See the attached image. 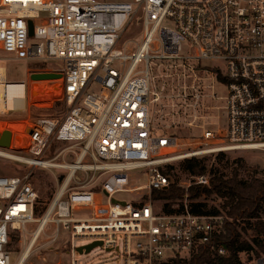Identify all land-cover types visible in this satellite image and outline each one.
Returning <instances> with one entry per match:
<instances>
[{"label":"built area","instance_id":"2783aa9c","mask_svg":"<svg viewBox=\"0 0 264 264\" xmlns=\"http://www.w3.org/2000/svg\"><path fill=\"white\" fill-rule=\"evenodd\" d=\"M132 20L142 27V41L135 49L122 40ZM0 52L7 55L0 61L58 64L51 71L61 77L58 92L48 90L45 82L39 84L44 86L42 94L61 98L65 113L59 120L19 122L8 120L12 112L29 114L31 107L41 106L31 95L38 82L29 80L27 101L25 83L8 82L0 66V124L22 122V129L9 130L15 144L12 147L10 140L8 148L0 147V159L18 162L12 158L15 154L6 151L11 150L30 155L26 158L32 163L23 165L66 172L41 218L53 204L44 229L54 226L50 243L58 240L60 230L67 232L69 264H78V238H91L106 251H118L117 236H122L125 264H156L189 255L221 233L222 216L192 214L184 205L182 212L158 211L151 193L168 187L163 170L179 160L213 152H264V0H0ZM153 59L180 63L168 71L164 85L171 94L164 97L150 90ZM205 61L217 63L211 66L209 79L226 89L227 144L211 148L220 133L203 131L200 150L181 154L178 138L166 130L157 134L153 123L163 120L167 123L163 128L180 125L172 120L176 116L191 118V127L204 118L196 113L199 107L206 109L200 101L218 99L213 85L198 84L197 72ZM179 71L191 78L189 83H177ZM208 87L209 95L203 93ZM12 89L21 90V98L10 95ZM165 100L171 104H164ZM42 102L52 107L59 101ZM168 108L171 112H166ZM60 142L72 144L46 156L52 144ZM73 148L78 152L66 162V152ZM41 160L58 165L47 167ZM78 161L81 165L73 169L67 165ZM135 169L145 171L147 183L129 188L128 172ZM30 177L31 172L0 173V264H10L16 233L36 219L39 191ZM193 178L196 185L208 184L206 176ZM125 193L137 195L130 202L116 198ZM133 239L145 241L136 243L135 252ZM210 249L219 256L229 254L227 246L211 244ZM255 258L253 264H264V254Z\"/></svg>","mask_w":264,"mask_h":264},{"label":"rangeland","instance_id":"374dc122","mask_svg":"<svg viewBox=\"0 0 264 264\" xmlns=\"http://www.w3.org/2000/svg\"><path fill=\"white\" fill-rule=\"evenodd\" d=\"M109 2H115L116 0H105ZM142 27L137 20H132L129 23L126 31L122 36V40L126 41L129 49H135L142 41ZM33 42V41H32ZM6 57V54H2L0 52V57ZM180 65L179 62H162L158 60H151L150 61V90L156 91L160 93L163 97L165 94H171L169 88L165 87V82L169 80L168 71H174L175 66ZM217 65L216 62H201L200 66L202 68L201 71L197 72V76L200 77L198 81L199 85H206L210 86L213 85V92L217 95L218 99H211L210 97H206L200 103L206 107L203 111L200 107L196 111L199 117L204 116L203 119L198 118L194 122V126L189 127L188 123L192 122L191 118L182 119L177 118L176 116L172 118L174 121H179L180 125L176 122L174 126H165L167 125L166 122L163 120L155 121L153 123L154 129L157 134L163 133V130L169 131L165 132L168 134L175 135L178 138V143L181 146L180 153L187 154L190 152H195L200 150L198 148V144L202 141L201 135L203 131H212L220 133L218 137L214 139L213 144L210 145L211 148L220 147L222 145L227 144L226 142V135L224 131V127L226 126V113L223 110L225 106V97H226V89L223 84L209 79L210 74L209 71L212 69L211 66ZM0 66L5 69V76L8 82H23L26 85V97L28 96V87H29V80H31V74H55L52 71V67L58 66L57 62L50 63L49 65L41 64L40 61L28 62V61H14L10 59H3L0 61ZM40 70H44L46 72H38ZM33 72V73H31ZM57 75V74H56ZM51 77V76H48ZM60 76L54 79H43V80H34L36 82H45L47 85V89L52 92H58L60 87ZM33 80V79H32ZM175 80L177 83H181L183 80L187 83L190 82L191 78H184L182 76V72L179 71L175 75ZM47 81V82H46ZM47 93V92H46ZM203 93L210 94L211 89L208 87L207 89L203 90ZM51 96V95H50ZM34 97V99H37ZM152 98V96H151ZM33 99V98H32ZM50 99L52 101H59L61 102V98L59 96H51ZM28 101V97H27ZM175 101H178L175 99ZM62 103V102H61ZM164 104H171L169 100H165ZM62 104H59V108H61ZM64 109L61 113L63 115L66 111V105L63 104ZM37 107V106H35ZM39 109L50 107L41 105ZM33 108L31 107V110ZM155 109H159V104L155 105ZM31 110L29 114H25V112H12L8 120L13 121H22V120H31L33 119ZM191 113V108L188 109ZM166 112H171V109H166ZM163 114V110L162 113ZM60 115V116H61ZM59 116V117H60ZM159 112L156 114L155 117H159ZM57 117V116H56ZM4 118V117H2ZM1 118V119H2ZM40 118V117H37ZM22 123V122H21ZM19 124V123H17ZM26 125V122L23 123ZM4 131L10 132L8 128H4ZM68 144L72 143H54L52 144L49 151L46 152V156L48 155H55L61 149L67 148ZM202 148V147H200ZM12 154L20 155L24 157H30V155H26L20 152L6 150ZM78 150L73 148L66 152L65 161L72 162L74 160V155L77 153ZM218 153H223L224 158L218 159ZM197 158L203 159L204 165L206 166L207 172H219L222 173L225 177H229L231 175V169L237 168L239 170V178L244 182H248L251 177H256L260 179H264V152L260 150L254 151H235V152H213V153H205L203 155L195 156ZM191 158V157H188ZM187 159V158H186ZM237 160H242L240 166L236 163ZM62 161L61 158L57 159V162ZM184 160H179L173 163L174 173L176 174V179L178 185L187 189L191 185H194V176L190 175L183 169ZM27 172H31V181L34 184L35 188L39 191V200L36 203L35 208V218L39 219L40 216L44 212L45 208L49 204L50 200L52 199L58 184L62 182L64 177L66 176V172L63 170L57 169H40V168H32L30 166L23 165L21 163L15 161H6L0 159V173L7 175V176H14V175H23ZM145 171L143 169H135L129 171L130 177V184L129 188H134L136 186L145 185L146 179L144 175ZM206 176V175H205ZM208 179V178H207ZM137 194H121L116 196V198L124 200L126 202H130L134 200V196ZM140 195V194H138ZM94 198H99L102 200V203L105 202V199L102 195L95 196ZM196 203H202L205 208L204 210L209 211L212 209L221 210V200L218 197H202L199 198L197 201H193ZM178 203L176 202L173 207L174 209H178ZM162 201H157L156 207L158 211L161 209L163 210ZM183 205L189 207V201L185 197L183 199ZM81 216L85 217L86 215L78 214L76 217ZM261 218L263 219L262 215ZM255 227V220H251L250 224L241 223L238 226L239 232L242 234L243 239L250 240L252 237H255L256 234L254 232ZM36 228V223H30L26 225V228L23 232H19L17 236L15 235V239L11 243V248L13 247L16 253H12L10 256V264H15L18 256L22 253L23 247L28 244L30 238L28 235L33 232ZM55 229L52 224L46 225L44 231L38 237L29 258L26 260L25 264H69L70 257H69V243L67 242V232L60 230L58 240L55 243H50V237L54 236ZM255 234V235H254ZM261 239H264V235L260 236ZM94 240L91 238H78L75 240V247L78 248L80 246L89 244ZM117 242L119 245V250H111L106 251L104 247L95 248L89 254H79L75 253V260L78 264H125V255H124V243L122 236H117ZM136 243H145L144 240H132L131 241V249L135 252V245ZM167 255L164 256L166 259ZM182 258H188V255L181 256ZM256 256L252 252H240L239 259L242 264H253V261L256 259ZM166 260H164L165 262Z\"/></svg>","mask_w":264,"mask_h":264},{"label":"trees","instance_id":"16d2710c","mask_svg":"<svg viewBox=\"0 0 264 264\" xmlns=\"http://www.w3.org/2000/svg\"><path fill=\"white\" fill-rule=\"evenodd\" d=\"M38 72L46 71L40 70ZM59 104L63 105L61 102H56L52 107L30 110L33 118L59 120L64 109L62 105V109H60ZM217 158L223 159L224 154L218 153ZM241 162L242 160L236 161L238 164ZM239 167L243 166L239 164ZM183 169L192 176L206 175L208 184H194L184 189L178 185L173 166H166L163 174L167 177L168 187L160 191L154 190L151 193V198L154 201L164 202L163 211L172 213L183 211V199L186 197L190 204L188 205L190 213L222 216L224 219L223 227L221 233L215 235L211 243L198 247L196 251L188 255L187 259L176 256L156 264H242L239 259L240 252H252L256 257L264 254V239L260 238L261 235H264V179L251 177L248 182H244L240 180L237 168L231 169L229 177H225L219 172H207L203 159L197 157L184 159ZM202 197H218L221 200V210L206 211L202 203L193 202ZM176 202H179L178 209L173 207ZM251 220H255L254 232L256 236L250 240H245L239 232L238 226L241 223L250 224ZM211 244L227 246L229 249L228 256L223 257L212 253L210 251Z\"/></svg>","mask_w":264,"mask_h":264},{"label":"bare ground","instance_id":"6f19581e","mask_svg":"<svg viewBox=\"0 0 264 264\" xmlns=\"http://www.w3.org/2000/svg\"><path fill=\"white\" fill-rule=\"evenodd\" d=\"M41 82H38V84H33L32 87H31V95L32 97H37V101L39 102L40 105H44L42 101H46L47 103L50 102V96L48 94H42L43 93V90H44V86L42 84H39ZM9 94L10 95H15L17 96L18 98L22 96V92L21 90H15V89H12L9 91ZM7 106L8 108H10L12 105H11V102H7ZM19 107H22V103L20 101ZM1 128L4 129V128H8L10 131H14L15 132V129H22L21 126L22 124L19 123H13V122H3L0 124ZM12 144L14 145V139L11 140V146ZM24 145H21L20 147H23ZM14 147V146H12ZM18 147V146H16ZM215 151V150H213ZM190 155L191 154H194L193 152L189 153ZM13 155V154H12ZM16 161L20 162V163H32L31 162V159L29 158H26V157H23V156H19V155H13V157ZM41 162L44 163L45 166L47 167H51V165H58L57 163L55 162H51V161H47V160H41ZM68 166H70V168H75L80 164V162H76V163H67ZM63 187L60 189L59 192H62L63 191ZM53 207V204L51 205V208L50 210L52 209ZM50 210L48 211L47 215L43 218H40V219H32L31 223H38V226L33 230L32 234V238L30 239L29 243L25 246V248L23 249L21 255H20V258L18 259V261L16 262V264H25L26 260L29 258L30 254H31V251L38 239V237L40 236L41 232L43 231L44 229V224L46 223L47 221V217L50 213Z\"/></svg>","mask_w":264,"mask_h":264},{"label":"water","instance_id":"95a60500","mask_svg":"<svg viewBox=\"0 0 264 264\" xmlns=\"http://www.w3.org/2000/svg\"><path fill=\"white\" fill-rule=\"evenodd\" d=\"M28 35L30 37L33 36V23L32 21H28ZM31 74L30 78L33 80H43V79H54L58 76H60L59 74ZM51 76V77H48ZM10 140H11V134L10 132L7 131H3L2 133H0V147L3 148H8L9 144H10ZM101 242L100 241H93L89 244L80 246L76 249L77 253L79 254H89L92 250H94L95 248H100L101 247Z\"/></svg>","mask_w":264,"mask_h":264}]
</instances>
